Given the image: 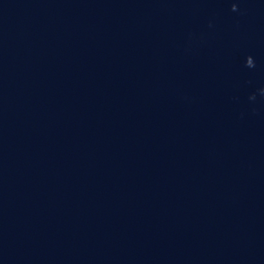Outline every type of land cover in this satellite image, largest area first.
Here are the masks:
<instances>
[{"label": "water", "instance_id": "water-1", "mask_svg": "<svg viewBox=\"0 0 264 264\" xmlns=\"http://www.w3.org/2000/svg\"><path fill=\"white\" fill-rule=\"evenodd\" d=\"M0 264H264V0H0Z\"/></svg>", "mask_w": 264, "mask_h": 264}]
</instances>
